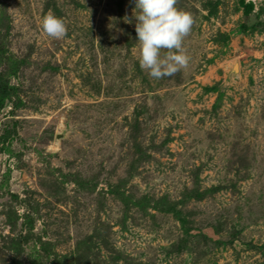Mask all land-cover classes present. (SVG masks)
I'll return each mask as SVG.
<instances>
[{
    "label": "rangeland",
    "instance_id": "374dc122",
    "mask_svg": "<svg viewBox=\"0 0 264 264\" xmlns=\"http://www.w3.org/2000/svg\"><path fill=\"white\" fill-rule=\"evenodd\" d=\"M177 7L157 80L135 0H0V264H264V0Z\"/></svg>",
    "mask_w": 264,
    "mask_h": 264
},
{
    "label": "clouds",
    "instance_id": "9594fccd",
    "mask_svg": "<svg viewBox=\"0 0 264 264\" xmlns=\"http://www.w3.org/2000/svg\"><path fill=\"white\" fill-rule=\"evenodd\" d=\"M177 4L178 0H135L139 65L153 79L173 76L186 69L191 60L184 41L196 21L191 12ZM41 26L54 39L67 34L66 21L51 10L43 16Z\"/></svg>",
    "mask_w": 264,
    "mask_h": 264
}]
</instances>
